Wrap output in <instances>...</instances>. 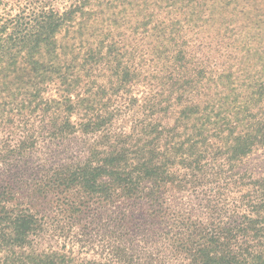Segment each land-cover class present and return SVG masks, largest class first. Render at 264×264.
<instances>
[{
    "label": "trees",
    "instance_id": "1",
    "mask_svg": "<svg viewBox=\"0 0 264 264\" xmlns=\"http://www.w3.org/2000/svg\"><path fill=\"white\" fill-rule=\"evenodd\" d=\"M0 264H264V0H0Z\"/></svg>",
    "mask_w": 264,
    "mask_h": 264
}]
</instances>
